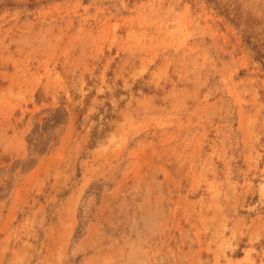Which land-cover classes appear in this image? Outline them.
Here are the masks:
<instances>
[{"label":"rangeland","instance_id":"1","mask_svg":"<svg viewBox=\"0 0 264 264\" xmlns=\"http://www.w3.org/2000/svg\"><path fill=\"white\" fill-rule=\"evenodd\" d=\"M254 46L264 0H0V264H264Z\"/></svg>","mask_w":264,"mask_h":264},{"label":"trees","instance_id":"2","mask_svg":"<svg viewBox=\"0 0 264 264\" xmlns=\"http://www.w3.org/2000/svg\"><path fill=\"white\" fill-rule=\"evenodd\" d=\"M254 48L257 49L256 52L258 53V57H259L260 59L264 58V57H262V56H264V54L261 53V52H264V51L259 50L260 48H257V47H255V46H254Z\"/></svg>","mask_w":264,"mask_h":264}]
</instances>
